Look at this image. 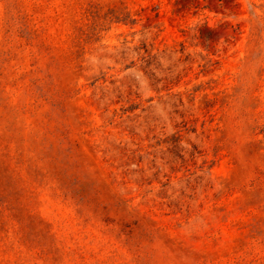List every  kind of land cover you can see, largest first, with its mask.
<instances>
[{
    "label": "rangeland",
    "instance_id": "obj_1",
    "mask_svg": "<svg viewBox=\"0 0 264 264\" xmlns=\"http://www.w3.org/2000/svg\"><path fill=\"white\" fill-rule=\"evenodd\" d=\"M0 264H264V0H0Z\"/></svg>",
    "mask_w": 264,
    "mask_h": 264
}]
</instances>
